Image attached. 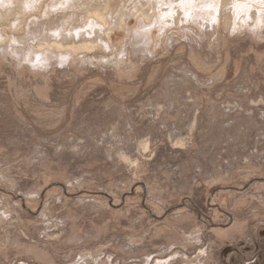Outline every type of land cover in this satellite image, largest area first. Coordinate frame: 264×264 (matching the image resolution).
Here are the masks:
<instances>
[{
    "label": "rangeland",
    "instance_id": "obj_1",
    "mask_svg": "<svg viewBox=\"0 0 264 264\" xmlns=\"http://www.w3.org/2000/svg\"><path fill=\"white\" fill-rule=\"evenodd\" d=\"M0 264H264V0H0Z\"/></svg>",
    "mask_w": 264,
    "mask_h": 264
}]
</instances>
